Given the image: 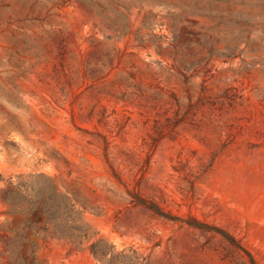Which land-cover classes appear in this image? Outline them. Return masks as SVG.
Listing matches in <instances>:
<instances>
[{"label": "rangeland", "instance_id": "1", "mask_svg": "<svg viewBox=\"0 0 264 264\" xmlns=\"http://www.w3.org/2000/svg\"><path fill=\"white\" fill-rule=\"evenodd\" d=\"M0 264H264V0H0Z\"/></svg>", "mask_w": 264, "mask_h": 264}, {"label": "trees", "instance_id": "2", "mask_svg": "<svg viewBox=\"0 0 264 264\" xmlns=\"http://www.w3.org/2000/svg\"><path fill=\"white\" fill-rule=\"evenodd\" d=\"M9 185L14 190L18 191L19 193H23V191L19 187V185H16V184L13 185L12 182H9ZM61 197L62 198H61V201L59 204V213H58L57 220H56V221H58V224L56 226L57 231H58L59 235L62 237L69 235V237H71L72 240H76L77 238L81 239L82 236L80 234H74V231L77 230V227L73 225V218H71V216H70L71 213L74 212V207L65 195H61ZM11 199H14V196ZM44 231H45V229H44ZM84 237L86 238V236H84ZM80 241H82V239ZM90 252L93 255H95L94 244L90 245Z\"/></svg>", "mask_w": 264, "mask_h": 264}]
</instances>
